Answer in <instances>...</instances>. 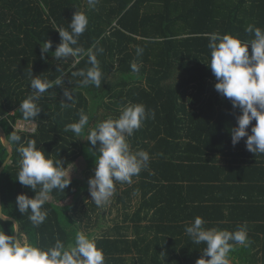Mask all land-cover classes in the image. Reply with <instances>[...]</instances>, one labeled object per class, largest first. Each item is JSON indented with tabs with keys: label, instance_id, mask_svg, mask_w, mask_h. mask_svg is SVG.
<instances>
[{
	"label": "trees",
	"instance_id": "1",
	"mask_svg": "<svg viewBox=\"0 0 264 264\" xmlns=\"http://www.w3.org/2000/svg\"><path fill=\"white\" fill-rule=\"evenodd\" d=\"M75 11L89 20L77 46L87 49L96 44L104 49L97 56L103 74L100 88L80 87V78L71 75L90 67L87 57L57 61L51 55L61 40L56 30L68 29ZM249 24L264 29V0H99L95 8L87 0H0V125L8 140L11 133L21 137L19 143H11L14 155L2 173L0 192L3 214L18 222L21 243L47 248L58 238L67 245L76 232L92 226L89 212L95 213L98 206L91 201L87 209L85 203L91 198L88 180L94 174L93 152L99 142L93 147L87 135L97 123L119 116L121 111L110 105L103 111L109 98L116 100L117 107L143 104L154 110L155 118L143 121L128 138L130 150H144L150 160L131 183L116 184L114 196L124 224L95 238L105 264H130L128 258L135 259V252L137 260L131 264H196L206 245L193 243L184 229L197 216L205 221V229L232 232L246 226L250 243L235 245L228 260L264 264V256H257L264 250L260 241L264 240V210H260L264 193L254 198L264 192V154L247 151L246 137L233 146L231 129L241 113L215 90L217 81L207 66L211 51L207 34L219 32L250 41L254 35L245 31ZM45 41L53 47L42 58ZM137 47L143 48L140 56ZM133 62L139 73L132 71ZM58 66L64 70L63 87L46 92L37 101L42 109L39 116L26 120L19 107L32 94L29 71L55 80L61 76ZM64 88L74 95L75 103L68 107L61 104L62 100L71 103L63 96ZM86 93L93 99L99 96L97 113L91 112ZM81 109L89 116L84 133L65 132L67 124L78 121ZM22 121L36 124L35 133L16 131ZM254 125L255 121L249 125V134ZM29 140L46 157L60 160L67 171L76 163L82 165L80 175L70 174L65 192L53 190L43 206L47 218L38 227L16 204L20 194L35 195L16 180L21 158L17 149ZM7 158L0 138V168ZM0 229L14 237V223L0 219ZM251 248L259 250L245 256Z\"/></svg>",
	"mask_w": 264,
	"mask_h": 264
},
{
	"label": "clouds",
	"instance_id": "2",
	"mask_svg": "<svg viewBox=\"0 0 264 264\" xmlns=\"http://www.w3.org/2000/svg\"><path fill=\"white\" fill-rule=\"evenodd\" d=\"M87 3L90 8H95L99 0H87ZM88 23L85 13L75 11L68 23V29L56 30L61 40L51 55L57 61L87 57L90 67L74 71L71 75L80 78V87L94 85L100 88L103 74L97 56L104 49L98 48L96 44L87 49L77 46ZM245 31L253 34L254 38L241 41L231 34L208 33V48L211 51L210 64L207 66L217 81L215 90L241 113L236 117L237 126L231 129L233 146L246 137L244 142L247 151L256 155L264 154V29L249 24ZM52 47L51 41L44 42L41 48L42 58ZM136 54L142 55L143 48L137 47ZM131 69L134 73L140 71L135 62L131 64ZM57 71L61 72V76L55 80L42 79L41 75L33 76L32 71H29L32 94L19 107L26 120H34L39 116L42 109L37 101L46 92L57 86L63 87L64 70L58 66ZM63 96L71 103L62 100V106L68 107L75 103L70 89L64 88ZM78 116L77 122L65 126V132L71 131L77 136L84 133L85 126L89 124V116L83 109L78 112ZM149 118H155L154 110H146L143 104L129 103L122 108L117 118L99 122L88 131L87 141L93 147L99 142L98 148L93 152L94 174L88 180L91 201L96 206L101 207L109 202L115 192L116 182L131 183L132 177L148 167L149 153L144 150L131 151L128 138ZM253 121L255 125L251 127L249 134L248 128ZM20 141L19 135L11 133L10 143ZM17 151L21 158L16 180L35 193L31 198L26 194L18 195L17 208L22 215L29 214V221L38 227L47 218L48 212L43 206L50 200L53 190L65 192L69 187L70 172L62 166L60 160L53 161L46 157L45 152L37 148L34 140L27 141L26 146L20 143ZM204 223L203 218L197 216L184 229L193 243L206 245L196 264H229L228 254L234 250L235 245L250 243L246 226L230 232L215 227L205 229ZM0 264H105V257L103 250L97 247L95 239L84 232H76L73 242L67 245L57 238L52 246L42 248L28 242L21 243L18 238L7 235L0 229Z\"/></svg>",
	"mask_w": 264,
	"mask_h": 264
},
{
	"label": "rangeland",
	"instance_id": "3",
	"mask_svg": "<svg viewBox=\"0 0 264 264\" xmlns=\"http://www.w3.org/2000/svg\"><path fill=\"white\" fill-rule=\"evenodd\" d=\"M84 1V0H83ZM112 80V79H111ZM138 85V84H137ZM191 92V90L188 91V93ZM86 96L90 102V110L91 112L97 113L98 112V106L100 103V98L99 96L95 97V99H93L91 97L90 94L86 93ZM116 103V100H111L109 98H107L104 101V105L106 107H104L103 111L107 110V105H110L112 107H114V109L121 111L123 106H114L113 104ZM113 119L117 118V116L111 117ZM109 119V118H108ZM20 125V127H19ZM16 131L18 132H24V133H30L33 134L32 132H30L29 130H35L36 129V124L33 125V123L31 122H19L17 124V126L15 127ZM222 160V159H221ZM223 162V160H222ZM70 174H75V175H80L82 173V165L80 163H76L74 165H72L69 169ZM117 185H122L119 182L115 183V187ZM117 191V188L115 189V192ZM137 203V199H135L134 205ZM87 204V209L88 206L91 204V198L89 199V201H86ZM134 207V206H133ZM135 211V207L131 210V214H133ZM90 217H91V227L89 228H85L83 229L84 233H89L91 236L90 238H96V236L100 235L101 233H103L104 231H108L109 229L114 228L116 225H123V213L120 211V205L117 203V199L116 197L113 196L110 198L109 202H107L106 204H104L101 207H97V210L95 213H93L92 211L89 212ZM79 214L84 215L83 212H80ZM78 214V216H79ZM85 216V215H84ZM84 224H87V219L83 218ZM129 231H131V228L128 229ZM229 264H233L232 261H229Z\"/></svg>",
	"mask_w": 264,
	"mask_h": 264
},
{
	"label": "water",
	"instance_id": "4",
	"mask_svg": "<svg viewBox=\"0 0 264 264\" xmlns=\"http://www.w3.org/2000/svg\"><path fill=\"white\" fill-rule=\"evenodd\" d=\"M0 138L2 140V144L3 146L6 148L7 152H8V158L5 161V163L1 166L0 168V180H1V176L2 173L4 172L5 168L11 164L12 162V158L14 155L13 152V147L11 145V143L8 140L7 134L4 131L3 127L0 125ZM0 219L1 221L4 222H12L15 225V234L14 237L19 239V231H20V227L18 222L14 219V218H10V217H5L3 214V205H2V196H1V192H0Z\"/></svg>",
	"mask_w": 264,
	"mask_h": 264
},
{
	"label": "crops",
	"instance_id": "5",
	"mask_svg": "<svg viewBox=\"0 0 264 264\" xmlns=\"http://www.w3.org/2000/svg\"><path fill=\"white\" fill-rule=\"evenodd\" d=\"M264 192H260V193H256V194H254V198L255 199H258V198H261V194H263ZM252 208H255V206H252V207H250V208H248V209H252ZM255 210V209H254ZM259 210V209H258ZM260 210L261 211H263L264 210V207H262V208H260ZM253 211V210H252ZM252 211H250L249 212V214H251V212ZM253 221H259L258 219L257 220H253ZM247 223H251V222H246L245 224H247ZM255 223H257V222H255ZM259 223H263V222H259ZM241 224H244V223H241ZM253 225H255L254 223H253ZM261 242H263L264 240L262 239V240H260ZM256 242V241H255ZM257 243V242H256ZM245 246V245H244ZM259 249L257 248V249H254V248H251L250 249V251L249 250H247L248 252H250L249 253V255H245V256H248V257H252V256H254L256 253H257V251H258ZM246 252V251H245ZM135 254H136V256H135V259H134V257H131L132 255H130L129 256V260H128V262L131 264V263H134V261L135 260H137L136 258H137V252H135ZM261 254L262 255H257V256H264V250H262L261 251ZM258 258H260V257H258ZM149 264V263H148Z\"/></svg>",
	"mask_w": 264,
	"mask_h": 264
},
{
	"label": "built area",
	"instance_id": "6",
	"mask_svg": "<svg viewBox=\"0 0 264 264\" xmlns=\"http://www.w3.org/2000/svg\"><path fill=\"white\" fill-rule=\"evenodd\" d=\"M33 125H34V123H33ZM19 127H20V125H19ZM29 131L32 132V133H35L36 129L35 130L34 129L33 130H29Z\"/></svg>",
	"mask_w": 264,
	"mask_h": 264
}]
</instances>
